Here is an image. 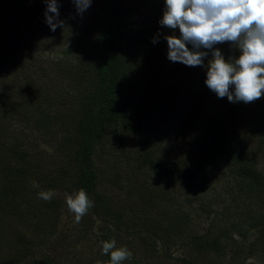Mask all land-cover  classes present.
Returning <instances> with one entry per match:
<instances>
[{
  "label": "trees",
  "instance_id": "16d2710c",
  "mask_svg": "<svg viewBox=\"0 0 264 264\" xmlns=\"http://www.w3.org/2000/svg\"><path fill=\"white\" fill-rule=\"evenodd\" d=\"M59 3V18L65 27L54 32L46 23L45 0H13L4 10L7 36L12 38L13 31L25 28L28 38L15 41L7 55H0V238L1 227L7 223L26 230L14 236L16 251L11 263L0 239V264H108L110 254H102V243L112 239L117 247L126 246L133 253L124 264H153L158 247L167 258L176 247L180 255L175 261L179 264H234L240 254L245 257L238 264L254 256L262 261L264 174L253 161L257 150L250 143L254 140L264 149V94L255 102L230 103L227 97L218 98L208 89L205 68L182 63L177 75L190 74L185 83L192 86V72H197V85L186 90V84L167 85L174 74L161 72V66L174 62L167 58L164 37L180 34L178 29L173 32L159 24L164 0H150V7L159 16L142 20L136 28L126 25L133 13L123 0H92L91 16L80 29L73 20L72 0ZM33 4L34 9H29ZM154 38L158 41L155 44ZM215 47L226 60L240 55L230 42ZM201 50L209 51L206 65L211 51ZM50 53L59 57L47 56L45 60L43 54ZM15 62L28 71L27 79L14 70ZM149 73L151 79L158 78L163 84L159 95L149 88L153 80L145 82ZM186 110L190 114L184 117ZM241 111L253 116L244 127H239L242 118L237 117ZM178 115L184 117L188 132L181 137L175 134L177 139L169 153L155 143L150 149L146 138L131 144L144 122L166 124L172 117L180 120ZM21 126L57 142L58 156L51 165L48 163L51 168L34 156L26 130L18 129ZM192 132L199 133L200 138L196 146L187 148ZM112 154L127 165H135L138 174L164 171L167 164L177 170L196 165V173L200 172L194 179L206 183L212 175L220 174L215 178L221 190L235 192V210L229 218L221 209L220 215L226 219L219 222L217 216L211 217V211L203 209L207 227L193 233L185 226L189 216L183 219L180 209L171 211L172 217L158 219L147 203L140 205L129 197L112 199L102 189L96 166V157ZM184 176L187 182L193 178ZM123 177L117 178L120 181ZM33 181L38 188L33 187ZM49 189L57 193L51 202L39 198V192ZM79 189L87 192L94 207L77 224L66 205L65 193ZM167 202L176 204L172 193ZM245 226L258 236L248 246L244 244ZM128 237L132 241L120 244ZM137 237L142 243L141 255L133 245Z\"/></svg>",
  "mask_w": 264,
  "mask_h": 264
},
{
  "label": "rangeland",
  "instance_id": "374dc122",
  "mask_svg": "<svg viewBox=\"0 0 264 264\" xmlns=\"http://www.w3.org/2000/svg\"><path fill=\"white\" fill-rule=\"evenodd\" d=\"M149 1L150 0H123L124 5L128 7V11L130 13H133L132 17H129L127 19L126 25H128V27H139L140 22L142 20L146 21L147 18H154V15L159 16L158 11L152 10ZM12 4L13 0H0V55H7V53L11 51V48L13 47V43L15 41L21 42L24 38H28V31L25 28L21 31H13L12 38L8 37L6 34V30L9 29V27L8 23H6L5 21L4 10L6 5L10 6ZM34 7L35 4L29 7V9H34ZM29 9L28 11L32 10ZM91 12V7H89L81 18L76 13V9L74 7L73 20L77 29H80L84 22L89 19V17L91 16ZM57 55L58 54L50 53L43 54V57L46 60L47 56L52 59L54 57H59V55ZM176 63L177 64L171 63V65L169 62L163 63V66L161 67L164 70H161V72H165L167 70V73L172 72V74L177 75L176 72L180 70L179 65H182L179 62ZM14 65L15 67H13L15 69H12L19 73H23L27 79L28 71L26 69L24 70L23 68H21V64L19 67H17L15 62ZM44 67L50 71L52 70L50 66L44 65ZM171 69H173V71ZM174 75L170 77L167 85L184 87V85L186 84L185 81L190 74L185 72L182 73V75H177L175 77ZM152 77V74H147V77H145V82L149 81ZM157 79H151L153 80V83L149 88H151L153 91H155V93L159 95V91H161L160 86L163 84L160 83ZM199 80V73L192 72L193 85L188 86L189 84L187 83L185 86V90L188 87H194V85H197ZM64 82L67 83L66 80ZM21 84L26 90L28 89L25 82L21 81ZM159 98L161 99L162 96H159ZM131 103L134 104L135 102L131 101ZM152 105H154V103H152ZM165 113L168 112L165 111ZM188 114H190V110H186V112L184 113V117ZM178 117H180V120L175 117H172L167 120L168 122L166 124H160L157 122L150 121L144 122L141 126H139L140 130L138 131V133L134 134V136L132 137L131 144H135V142L138 141L139 138H146L147 141L150 142V149L153 148L155 143V146L159 144L157 147H160L161 149H164L167 153H169L172 148L171 145L177 139V136L175 134H177L178 137H181V133L184 134V131L188 132V128L183 124L184 117L181 118V115H178ZM237 117L242 118V120L240 121L241 126L239 127H244L250 121V119L253 118L251 114L245 111L239 112ZM174 119L176 120L174 121ZM18 129L26 130L29 136V145H32L34 147L32 153L35 157H38L40 160H42L43 164L47 168H51V163L55 161L56 157L58 156V152L56 151V147L58 146L57 142L54 140L52 141V139H48L47 137L46 139L44 138L45 136L41 135L40 133V135H38V132L32 131L28 128L25 129L23 126ZM54 132L57 133L58 131ZM199 138V133H193V137L192 139H189L187 148L188 146H196L198 144ZM250 145L251 147L257 150L253 153V159H255L253 161L258 163L260 169H262V172L264 174V149H259L258 145H256L254 140L250 143ZM113 163H117V165H113ZM96 166L99 169L98 174L102 189L112 199L123 201L125 198L129 197L135 202H138L140 205L147 203L149 210L152 209L150 213L156 215L158 219H164V217L168 218V215L172 217L173 215L171 214V211H177L178 209H180L183 211V219L186 217V215L189 216L188 225L185 226H187V229L190 228V231H192L193 233H201L202 229L207 227V219L202 215L203 209L211 211L213 213L211 214V217L217 216V220L219 222H223L224 219H226L225 215H220L221 209H224L225 213L229 218L232 216L231 213L235 210V208L233 207L234 204L232 203L233 198H235V192L221 190L220 184L216 180V178H218V175L220 174L212 175V179H210L209 181L210 184L204 182L203 180L194 179V174H198L200 172L197 171L196 173V165H192L191 167L187 168L185 167V169L179 168L177 170L167 164L166 169L164 171L160 170L156 173L146 171L144 173L142 172L138 174L136 171H134L135 165H127L125 160H120L116 157V154H112L109 155V157H105L103 155L96 157ZM132 172H134L133 175H131ZM123 175L128 176L131 181L128 182L129 180L125 179ZM184 175H192L193 178L190 179L189 182H187ZM117 177L123 178H120L119 181ZM208 186L210 187L209 189L206 188ZM170 193L173 194L174 198L177 201L176 204H173V206L171 202H167ZM227 208H229L228 211ZM238 210L241 211L240 208H238ZM161 215H163V217H160ZM65 222L67 224L69 223V228L72 227L70 219L65 220ZM226 227L228 228L229 224H227ZM25 230L26 229L20 225H11L10 223L4 224V226L1 227L0 239L3 247V253L7 254L8 256V263H11L12 260H14L15 258V234L19 231L24 233ZM243 231L245 236L244 244L247 246L251 245L254 239L258 237L256 233L252 231V228L249 229L248 226H245L243 228ZM123 233L124 231L122 232V234ZM92 235L93 240H95V234ZM233 237L234 239H238V236L235 234H233ZM130 241H132L131 237L124 238L123 241L120 242V244H124ZM141 244L142 243L139 238L134 240L133 245L137 250V255H141L142 253V251H140ZM158 248L159 250L155 253V259L153 264H179L175 261V258L179 257L180 255V252L176 247L171 248L170 250L171 258L165 257L164 250L161 251L160 247ZM142 255H144V253ZM228 256L226 257L227 259H233V257L228 258ZM244 257L245 254H240L236 258V261L234 258V264H238V261H243ZM141 258H144V256H141ZM242 264H264V257L262 261L259 260L257 256L247 258L244 262H242Z\"/></svg>",
  "mask_w": 264,
  "mask_h": 264
},
{
  "label": "clouds",
  "instance_id": "9594fccd",
  "mask_svg": "<svg viewBox=\"0 0 264 264\" xmlns=\"http://www.w3.org/2000/svg\"><path fill=\"white\" fill-rule=\"evenodd\" d=\"M46 23L51 31L64 28L59 13V0H45ZM76 13L82 18L91 6L92 0H72ZM163 17L159 21L176 35L165 36L171 62L185 66H200L206 70L205 84L218 98L230 103L255 102L264 94V0H164ZM154 38L152 43H157ZM224 42L239 50L238 58L225 59L215 46ZM191 45V48H189ZM211 59L205 65L204 60ZM33 187L39 184L33 181ZM49 189L38 193L46 202L56 196ZM66 205L74 214V222L80 223L94 207L84 189L65 193ZM102 254L109 255L108 264H124L131 260L133 253L126 247H117L115 239L102 243ZM99 264V262H98Z\"/></svg>",
  "mask_w": 264,
  "mask_h": 264
}]
</instances>
